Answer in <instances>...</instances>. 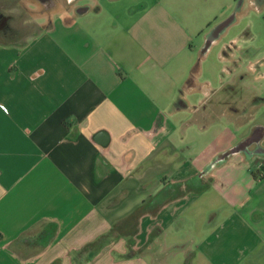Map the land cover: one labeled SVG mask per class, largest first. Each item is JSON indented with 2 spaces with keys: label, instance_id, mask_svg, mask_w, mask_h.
Segmentation results:
<instances>
[{
  "label": "crops",
  "instance_id": "0c3cea01",
  "mask_svg": "<svg viewBox=\"0 0 264 264\" xmlns=\"http://www.w3.org/2000/svg\"><path fill=\"white\" fill-rule=\"evenodd\" d=\"M83 6L0 31V264H264V121L237 81L200 79L264 0Z\"/></svg>",
  "mask_w": 264,
  "mask_h": 264
},
{
  "label": "rangeland",
  "instance_id": "374dc122",
  "mask_svg": "<svg viewBox=\"0 0 264 264\" xmlns=\"http://www.w3.org/2000/svg\"><path fill=\"white\" fill-rule=\"evenodd\" d=\"M70 9L64 6L63 0H59L57 8L50 12H46L36 0H0V14L10 17V29L3 33L6 40L24 42L48 27L53 11L65 13ZM227 35V38L235 37L234 47L226 52L227 59L219 65L217 74L211 64L201 62L200 79H214L219 73V77L228 82L237 81L244 122L264 121V13L246 10L236 17ZM230 51L232 55H229ZM214 52L209 51L208 62L213 59Z\"/></svg>",
  "mask_w": 264,
  "mask_h": 264
},
{
  "label": "flooded vegetation",
  "instance_id": "af4514ba",
  "mask_svg": "<svg viewBox=\"0 0 264 264\" xmlns=\"http://www.w3.org/2000/svg\"><path fill=\"white\" fill-rule=\"evenodd\" d=\"M40 4H42V7L44 8V10L46 12H50L51 10H55L58 6V2L59 0H37ZM81 0H63L64 6L68 7V8H72L69 11L65 10L68 15H73L76 14L78 12L83 11L85 8H88V6H83L84 3H80ZM89 1V0H88ZM239 7H241V3H237V6L235 8V10H239ZM9 19L10 17L8 15H3L0 14V31L2 32H7L10 29L9 26ZM255 138H256V134H251L250 136H248L244 142L243 145L248 144H253L252 146L254 147L255 145Z\"/></svg>",
  "mask_w": 264,
  "mask_h": 264
},
{
  "label": "water",
  "instance_id": "95a60500",
  "mask_svg": "<svg viewBox=\"0 0 264 264\" xmlns=\"http://www.w3.org/2000/svg\"><path fill=\"white\" fill-rule=\"evenodd\" d=\"M231 18H227L226 20H224L223 22L219 23L217 26H215L210 32H209V38L213 37L217 32H220L224 27H226V25H228V23L230 22ZM210 39L208 40V42L205 44L204 46V52L206 51V49L208 48ZM258 129V126H255L252 130H251V134H254L255 131ZM243 141L235 144L233 147H231L230 149H228L227 151L223 152L220 156L214 158L210 164L205 168V172H208L210 170H213L214 168H216L217 166H221L222 164H224L233 154H235V152H237V150L243 145ZM259 144V142L257 143V145Z\"/></svg>",
  "mask_w": 264,
  "mask_h": 264
}]
</instances>
